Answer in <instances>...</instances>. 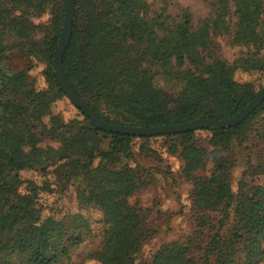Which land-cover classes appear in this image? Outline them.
Listing matches in <instances>:
<instances>
[{
    "label": "trees",
    "instance_id": "obj_1",
    "mask_svg": "<svg viewBox=\"0 0 264 264\" xmlns=\"http://www.w3.org/2000/svg\"><path fill=\"white\" fill-rule=\"evenodd\" d=\"M263 3L214 0L213 18L192 25L187 7L173 16L166 2L154 10L147 0H74L63 73L106 122L154 126L230 117L260 90L250 81L236 79L234 70L263 71L264 57H239L230 65L215 55L214 37L228 33L238 44L262 48ZM230 4L236 14L232 32L226 18ZM47 8L48 24H34L31 18ZM64 12L65 0H0V137L14 134L24 145L18 157L0 156V264H62L95 235L82 213H43L39 194L49 185H38L21 172L48 167L55 170L62 188L79 178V203L100 213L98 245L87 255L97 264L264 262V184L254 177L264 175V99L232 126L151 136L107 132L70 100L56 80L53 57ZM16 55L27 64L14 66L11 60ZM31 59L44 64V76L54 82L55 90L35 87L28 74ZM170 67L177 68L171 76ZM157 75L178 82V91L159 88L154 82ZM164 93L172 101L162 104L159 97ZM58 96L67 97L82 118L60 119L52 110ZM171 102L176 106L170 109ZM197 131L209 132L204 144ZM106 135L109 139L102 148ZM154 136L175 138L168 149L187 162L193 229L183 240L162 244L149 260H137L147 239V214L128 198L148 181L142 177V166L118 168L116 161L134 158L133 139ZM45 138L58 145L48 151L40 145ZM250 140L261 145L255 164L247 151ZM234 141L247 153L236 190L231 186L237 164L230 152ZM54 161L61 162L62 171L56 170ZM192 170L197 173L192 175Z\"/></svg>",
    "mask_w": 264,
    "mask_h": 264
},
{
    "label": "rangeland",
    "instance_id": "obj_2",
    "mask_svg": "<svg viewBox=\"0 0 264 264\" xmlns=\"http://www.w3.org/2000/svg\"><path fill=\"white\" fill-rule=\"evenodd\" d=\"M147 2L150 4V8L154 10H158L166 2L167 12L173 16H176L180 9L187 7L191 14L192 25H200L204 20L214 16L215 11L214 0H147ZM233 11L234 7L230 4V12L226 16L229 32H232L233 24L236 20V14ZM262 14V18H264V12ZM50 16V11L47 8L38 17H33L31 20L36 25H39V23L48 24ZM214 40L215 55L230 65L239 57H264V46L260 49L252 46H243L232 40V34H216ZM11 63L19 68L27 64L18 55L12 58ZM31 64L28 74L35 81V87L41 90H55L54 82L44 76V64L35 59H31ZM176 69L173 67L168 71L169 76L175 74L174 71ZM234 77L242 82L250 81L256 88L258 86L261 88L264 84V70L235 69ZM154 82L159 88L168 93H175L179 89V85L176 84L178 82H167V79H163L162 75H157ZM159 100L162 104L167 102V100L172 101L167 97L166 93L162 94ZM175 106V103H173L170 109ZM52 110L58 114L60 119L65 121L71 118H82L80 112L64 96L57 97L52 103ZM197 135L202 138L201 143L204 144V139L209 136V132L197 131ZM108 139L109 136L107 135L103 138L102 148L106 147ZM173 141H175V138H165L163 136H154L149 139H133L131 148L134 158L120 157L119 161H116L118 168H123L125 165L135 166L136 164L142 166L145 169L142 177H146L148 181L147 185L138 189L128 198L130 203L140 207L141 211L147 214L145 217L147 239L137 254V260H149L162 244L183 240L193 229L191 200L189 198L191 183L185 179L188 165L179 153H170L168 148ZM246 144L249 147L247 151L250 153L252 163L255 164L261 145L253 140L247 141ZM40 145L49 151V146L56 147L58 142L57 140L45 138L40 142ZM0 146L2 148L0 154L2 160L10 156L18 157L19 152L24 149V145L14 134L1 136ZM230 152L237 159L231 181L232 189L236 190L242 172L246 168L247 153L237 141L232 143ZM60 164L58 161L53 162V165L58 167L56 170L62 171L63 168ZM210 165L211 163L208 161L207 168ZM195 173H197L195 170L191 171L192 175ZM21 176L35 181L38 185H49L48 190L41 191L39 194V202L44 208V214L53 213L60 216L63 213L79 212L88 216L92 234L95 235H91L78 245L71 253L70 259L62 264H97L95 261L88 259L87 255L98 245L101 225L98 221L100 213L92 207H83L79 203L78 190L82 181L73 177L66 187L62 188L57 185L58 178L52 167H48L45 171L25 170L21 172ZM254 177L264 184V175H256ZM260 264H264V262Z\"/></svg>",
    "mask_w": 264,
    "mask_h": 264
},
{
    "label": "water",
    "instance_id": "obj_3",
    "mask_svg": "<svg viewBox=\"0 0 264 264\" xmlns=\"http://www.w3.org/2000/svg\"><path fill=\"white\" fill-rule=\"evenodd\" d=\"M74 16V0H65L64 20L58 38L57 50L53 57L54 74L56 80L70 100L89 116L90 120L99 128L107 132H122L130 135H155L160 133L183 132L203 126L215 128L232 126L240 122L264 99V84L255 96L239 111L230 117L215 119L209 117H197L174 124L139 126L122 125L102 120L89 104L72 88L62 70V55L69 43L72 22Z\"/></svg>",
    "mask_w": 264,
    "mask_h": 264
}]
</instances>
